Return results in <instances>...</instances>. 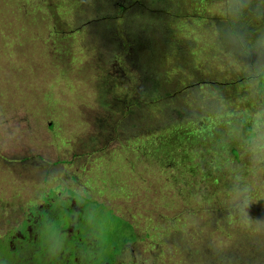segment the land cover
I'll return each instance as SVG.
<instances>
[{
	"label": "rangeland",
	"instance_id": "rangeland-1",
	"mask_svg": "<svg viewBox=\"0 0 264 264\" xmlns=\"http://www.w3.org/2000/svg\"><path fill=\"white\" fill-rule=\"evenodd\" d=\"M23 1L0 0V153L8 159L32 158L40 167L32 169L48 176L50 182L45 185L37 183L39 179L31 183L24 181V176L16 174L12 166V170L0 178V222L2 219L14 222L16 217H21L18 210L35 206L37 196H55L57 192L61 202L58 192L66 193L77 199L86 212L81 215L85 217L84 225L73 240L69 238L64 242L65 235L59 230L54 232L63 243L60 253L66 247L72 252L83 245L84 264L89 260V264L105 263L125 236L117 230L122 226L116 216L129 221L139 234L140 240L130 246L134 258L148 261L157 254L158 246L154 244L163 240L162 228L155 226L156 215L167 216L170 205L211 210L221 201L229 200L235 186H247L250 192L264 191V171H252L236 135L237 128H242L239 121L247 118L249 124L252 113L264 99L250 95L246 86L247 68L237 63L228 38L223 39L222 44L218 42L219 21H224L231 29L241 27L230 24L222 8L211 7L205 19L177 17L163 25L174 32L177 41L186 38L194 42L191 49L190 42L185 49L186 57H193L197 66L210 64L218 70L212 76H207L209 72L205 75L199 67V75L186 71L180 97L189 99L190 89L183 88L191 86L190 81L196 83L203 78L216 84L202 83L190 88L202 89L203 95L204 88L227 83L226 90L234 97L236 121L220 133L227 147L223 149L214 142L211 151H202L185 140L183 130L130 142L125 135L114 132L119 117L112 121L116 117L113 110L119 109L122 99L125 101L128 95L132 94L131 100L137 96L138 92L129 85L131 79L138 76L136 69L119 59L99 65L98 52L91 47H81L82 34H77L78 40L68 41L66 37L58 41L70 27H76L75 6L70 7L69 0H57L64 5L59 21L64 33L60 36L56 30H48L49 27L39 34L43 24L46 26L51 21L49 17L45 22L42 18L27 19L26 10L21 6ZM242 20L256 35H264L262 26L248 25V20H252L247 13ZM31 26L38 34L36 37ZM225 32L223 30L222 35ZM45 33L51 41L44 39ZM248 38L250 42L253 40ZM84 40L93 43L95 36ZM46 47L49 55L44 51ZM174 72L169 74L174 76ZM261 85L264 91V78ZM102 87L109 93L108 102L112 104L109 108L98 102L99 89L96 88ZM214 93L221 96L220 90ZM130 101L126 100L125 105ZM185 106L192 107L189 101ZM153 125L151 122L148 126ZM102 126L105 132L100 130ZM97 136L98 146H91V138ZM36 158L38 162L34 161ZM55 162L59 163L56 167ZM35 176L31 174L32 178ZM259 204L264 203L253 199L252 206ZM260 210L263 212L264 207ZM52 226L58 228L59 224L53 220ZM3 232L0 231V235ZM151 262L154 261L147 263Z\"/></svg>",
	"mask_w": 264,
	"mask_h": 264
},
{
	"label": "trees",
	"instance_id": "trees-1",
	"mask_svg": "<svg viewBox=\"0 0 264 264\" xmlns=\"http://www.w3.org/2000/svg\"><path fill=\"white\" fill-rule=\"evenodd\" d=\"M30 1L24 0L21 4L26 10L27 19L42 18L45 22L49 17L51 21L46 26L43 24V30L38 31L39 34L46 32L48 27V30H56L57 36L64 33L59 25L61 8L64 7L62 1ZM221 3L223 0H69L70 7L75 6L76 27H70V31L64 36L61 35L58 41L66 37L68 41L78 40L77 34H82L81 47L95 49L99 55V65L119 59L122 63H129L138 73L137 78H132L129 84L138 92L136 98L131 100L132 94L128 95L126 100H131L128 105L122 99L123 104H120L119 109L113 110L116 117L112 121H117L119 117L116 127L113 128L114 132L125 135L130 142L183 130L185 140L197 150L211 151L214 142L223 149L227 147L222 143L223 135L220 133L236 121L232 102L234 97L226 90L229 84L204 88L202 95V89L190 87L202 83H216L212 80L208 82L206 78L196 83L190 81L191 86L183 88L190 89L187 95L189 99L180 97L179 94L183 92L179 90L182 89L186 71L194 76L199 75V67L205 75L209 72L210 75L207 76H212L218 70L210 64L208 67L197 66L196 60L186 57L185 52L189 42L190 49L194 42L186 38L177 41L174 32L163 26L170 18L205 19L210 8L216 5L222 8ZM248 18L252 20H248L249 26L258 24L264 28L263 21L250 14ZM225 19L230 24H239L248 33V37L253 38L252 41L260 36L256 35L255 30L248 28L243 20L234 22L227 16ZM226 26L224 21L217 23V30L221 32L220 37H217L221 44L223 39L228 38L227 34L231 29ZM30 29L33 37H36L38 34L34 27L31 26ZM223 30L227 33L222 35ZM45 34L44 39L51 41ZM90 35L95 36L93 43L84 40ZM46 50L47 47L45 53ZM170 71H175V75L171 76ZM96 89H99L98 102L103 107H111L108 91L103 87ZM218 90L221 91L220 97L214 93ZM188 101L191 108L185 106ZM125 107L127 110H124ZM151 122L154 125L149 127ZM239 122L246 130L248 119L242 118ZM103 127L105 126L100 130L105 132ZM91 139V146H98L99 137ZM233 154L238 157L236 150H233ZM250 195L252 200L264 203V191L254 189ZM228 199L211 210L170 205L167 216L156 215L155 226L157 229L162 228L164 234L161 236L163 240L154 244L158 248L156 247V256L148 259L154 261L151 263L141 257L134 258L130 246L140 240L139 234L129 221L114 216L122 226L117 230L125 233V236L110 258L102 264H264V229L258 230L255 223L249 226L240 210L241 205H233L232 197ZM260 207H264V204L251 207L253 221L264 218V211L261 212ZM147 233L153 235L152 232ZM78 249L81 251L83 246ZM81 256L84 257V254ZM125 257L128 260L122 259Z\"/></svg>",
	"mask_w": 264,
	"mask_h": 264
},
{
	"label": "flooded vegetation",
	"instance_id": "flooded-vegetation-1",
	"mask_svg": "<svg viewBox=\"0 0 264 264\" xmlns=\"http://www.w3.org/2000/svg\"><path fill=\"white\" fill-rule=\"evenodd\" d=\"M34 161L38 162V159L36 158ZM44 163V160L41 161V165ZM57 165L59 164L55 162L53 166ZM11 167L16 168L15 173L24 176V181L29 183L36 179H39L37 183L40 184L48 185L50 182L48 176L40 175L39 170L32 169L33 167L40 169L39 163L34 164L32 158L8 159L0 153V178L3 174L8 173L7 171L12 170ZM31 174L36 176L32 178ZM58 194L62 198L61 202L57 199V192L54 194L55 196H37L35 206L27 210H18L21 217H16L14 222H11L12 219L8 222L2 219L0 231L4 232L3 235H0V264H84V257L79 256L83 254L80 249H72L71 252L70 248L66 247L62 253L49 255L46 240L55 236L56 230L65 235L64 242L73 240L75 235L80 233V226L84 225L82 220L85 219V217H81L85 210L77 199H73L66 193L58 192ZM39 199L41 200L39 201ZM54 204L58 205L54 207ZM53 220L58 222V228L52 226Z\"/></svg>",
	"mask_w": 264,
	"mask_h": 264
},
{
	"label": "clouds",
	"instance_id": "clouds-1",
	"mask_svg": "<svg viewBox=\"0 0 264 264\" xmlns=\"http://www.w3.org/2000/svg\"><path fill=\"white\" fill-rule=\"evenodd\" d=\"M222 11L225 16L236 22H239L246 13L264 21V0H223ZM227 35L237 63H243L247 68L246 86L250 95L264 99L261 85V79L264 78V35L250 42L248 33L242 27L235 26L229 30ZM236 135L243 145L252 171H264V103L252 113L246 130L238 127ZM232 203L241 205L240 210L249 226L255 223L258 230L264 229V218L253 221L251 216L253 200L247 186L233 188ZM47 244L50 256L59 254L63 249L62 241L55 236L49 237Z\"/></svg>",
	"mask_w": 264,
	"mask_h": 264
}]
</instances>
